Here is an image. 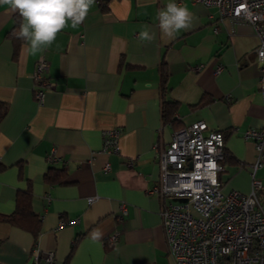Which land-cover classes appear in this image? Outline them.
Here are the masks:
<instances>
[{
  "label": "crops",
  "instance_id": "0c3cea01",
  "mask_svg": "<svg viewBox=\"0 0 264 264\" xmlns=\"http://www.w3.org/2000/svg\"><path fill=\"white\" fill-rule=\"evenodd\" d=\"M168 2L95 0L83 24L65 28L35 55L26 41L15 46L7 35L17 19L19 30V13L0 6V102L7 104L0 120V214L13 213L26 190L31 211L19 224L0 221V264H32L50 251L54 264H177L160 199L149 192L159 180L153 146H165L176 128L198 120L224 136L223 191L250 192L255 148L244 132L264 128L258 34L214 6L175 0L194 19L168 40L158 27V11ZM145 25L152 41L139 39ZM40 59L49 85L42 103L32 77ZM162 65L164 99L176 104L172 123L161 117ZM113 128L119 152L107 153L103 135ZM50 169H62L64 179L45 180ZM256 177L264 209V167ZM122 202L127 214L119 220Z\"/></svg>",
  "mask_w": 264,
  "mask_h": 264
},
{
  "label": "built area",
  "instance_id": "2783aa9c",
  "mask_svg": "<svg viewBox=\"0 0 264 264\" xmlns=\"http://www.w3.org/2000/svg\"><path fill=\"white\" fill-rule=\"evenodd\" d=\"M192 1L216 7L220 16L248 22L258 34L255 56L259 89L264 94V0ZM46 68V62L40 59L32 73L38 103H42L49 86L43 75ZM119 133L116 128L104 132L105 152H119ZM244 138L251 139L255 148L247 194L237 189L223 191L219 171L224 136L221 131L207 130L203 120L174 131L165 146L154 144L159 180L149 192L160 199L168 252L177 264H264V209L257 197L261 181L256 177L257 170L264 167V128L247 129ZM104 168L110 169L108 162ZM93 199L88 198V202ZM119 210L122 220L127 214L126 204L122 202ZM117 235L114 232L110 239L115 241ZM54 261V252L50 251L41 259L35 255L32 264Z\"/></svg>",
  "mask_w": 264,
  "mask_h": 264
},
{
  "label": "clouds",
  "instance_id": "9594fccd",
  "mask_svg": "<svg viewBox=\"0 0 264 264\" xmlns=\"http://www.w3.org/2000/svg\"><path fill=\"white\" fill-rule=\"evenodd\" d=\"M94 3L95 0H0V6L19 13L22 22L15 35L27 42L26 51L32 55L51 46L65 28L83 24ZM193 19L194 14L175 0H169L166 7L158 11V27L168 40L174 39L181 30L191 28ZM154 38L155 34L145 25L139 39L152 41Z\"/></svg>",
  "mask_w": 264,
  "mask_h": 264
},
{
  "label": "trees",
  "instance_id": "16d2710c",
  "mask_svg": "<svg viewBox=\"0 0 264 264\" xmlns=\"http://www.w3.org/2000/svg\"><path fill=\"white\" fill-rule=\"evenodd\" d=\"M101 2L106 3L107 0H100ZM18 19L16 26L10 31L7 32V35L11 37L12 41L14 42V45L17 46V43H22L23 40L18 39L17 36L15 35V31L18 29ZM167 77L168 73L165 69V67L162 65L161 67V83H160V88H161V97H162V102H161V117L163 121H168V122H174V111H175V102L172 100H166L164 99V94L167 89ZM7 111V104L0 102V120L2 117L5 115ZM179 128H176L178 130ZM225 155V152H224ZM223 155V158H224ZM223 158L220 160V164L223 161ZM2 169V166L0 164V170ZM55 172V173H54ZM54 172H52V169H50L47 173H45L44 178L45 180L49 182H56L59 183L61 182L64 178V171L62 169L56 170L54 169ZM29 197L30 193L28 190L20 194V197H18L19 203L17 204V209L9 214V215H1L0 214V221H7L9 223H16L19 224V221L27 215H31V211L29 210Z\"/></svg>",
  "mask_w": 264,
  "mask_h": 264
},
{
  "label": "water",
  "instance_id": "95a60500",
  "mask_svg": "<svg viewBox=\"0 0 264 264\" xmlns=\"http://www.w3.org/2000/svg\"><path fill=\"white\" fill-rule=\"evenodd\" d=\"M182 201H184V200H182Z\"/></svg>",
  "mask_w": 264,
  "mask_h": 264
}]
</instances>
